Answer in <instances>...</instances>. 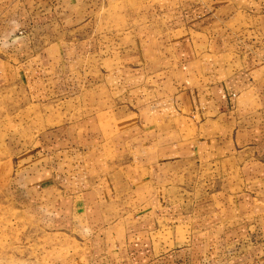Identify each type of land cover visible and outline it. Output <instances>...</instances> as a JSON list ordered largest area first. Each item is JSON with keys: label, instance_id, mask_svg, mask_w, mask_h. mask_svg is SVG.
I'll list each match as a JSON object with an SVG mask.
<instances>
[{"label": "crops", "instance_id": "crops-1", "mask_svg": "<svg viewBox=\"0 0 264 264\" xmlns=\"http://www.w3.org/2000/svg\"><path fill=\"white\" fill-rule=\"evenodd\" d=\"M258 1V14L242 11L247 22L258 20L256 27L247 23L257 40L240 39L246 27L229 28L227 9L214 18L191 11L166 20L158 30L168 40L150 46L178 50L191 31L203 37L205 26L217 30L198 53L160 54L109 76L114 95L103 83L78 89L65 58L55 68L64 84L49 93L44 83L48 52L67 49L45 40L49 20L62 16L76 28L104 0H0V58L5 70L24 68L18 78L25 100L45 104L63 95L81 109L76 120L42 129L35 160L3 185L27 202L54 241L79 243L80 257L63 263L264 264V0ZM229 50L231 61L223 57ZM189 200L206 212L190 222ZM49 264H59L57 255Z\"/></svg>", "mask_w": 264, "mask_h": 264}, {"label": "rangeland", "instance_id": "rangeland-1", "mask_svg": "<svg viewBox=\"0 0 264 264\" xmlns=\"http://www.w3.org/2000/svg\"><path fill=\"white\" fill-rule=\"evenodd\" d=\"M104 4V8L84 24L74 23L76 28L69 29L71 26L62 21V16H48L52 19L49 20V29L43 32L48 34L45 40L58 39L64 49V44L67 46V57L65 51L50 50V64H43L47 75L44 83L49 93L52 92L51 88L64 84L61 74H55L56 63L64 58L71 62L78 89L79 85L92 89L103 83L117 95L109 76L121 74L126 67L135 64L140 68L145 59L160 54L178 52L186 57L204 50L203 43L214 38L209 33L210 29L213 28L212 33H216L214 25L205 26L208 36L201 37L196 30L186 34V45L178 50L171 45L150 46L152 43L156 45V40H168L167 34L158 30L162 23L179 18L182 14L189 15L191 11L196 17L210 14L214 18L218 17V12L223 14L222 10L227 9L229 22L226 24L229 28L234 31L246 27L244 31L239 30L240 39L243 35L245 39L257 40V33L248 31L247 23L256 27L258 20L250 19L247 22L242 11L250 8L258 14V0H104ZM178 37V33L171 35L174 39ZM189 39H203V42H198L194 47L188 44ZM224 56L228 61L233 58L230 50ZM1 59L4 60L0 58V264H49L56 255L59 264L67 259L77 260L80 257L77 255L79 243L63 237L54 241L52 238L56 237L46 232L48 229L40 228L33 221L31 211L27 210V202L19 201L15 194L3 189V185L13 172L35 160L39 153L38 133L42 129L79 118L81 109L78 100L62 95L51 97L45 104H29L18 78L24 68L5 70L4 65L8 62ZM59 157L64 159V156ZM54 177H57L56 173ZM187 202L190 203L185 207L188 222L206 213H201L199 208L196 210L192 201Z\"/></svg>", "mask_w": 264, "mask_h": 264}]
</instances>
